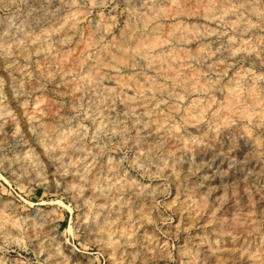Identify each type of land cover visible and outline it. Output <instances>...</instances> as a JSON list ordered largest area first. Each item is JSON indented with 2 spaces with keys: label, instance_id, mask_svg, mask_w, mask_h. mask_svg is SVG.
<instances>
[{
  "label": "rangeland",
  "instance_id": "rangeland-1",
  "mask_svg": "<svg viewBox=\"0 0 264 264\" xmlns=\"http://www.w3.org/2000/svg\"><path fill=\"white\" fill-rule=\"evenodd\" d=\"M0 264H264V0H0Z\"/></svg>",
  "mask_w": 264,
  "mask_h": 264
},
{
  "label": "bare ground",
  "instance_id": "bare-ground-1",
  "mask_svg": "<svg viewBox=\"0 0 264 264\" xmlns=\"http://www.w3.org/2000/svg\"><path fill=\"white\" fill-rule=\"evenodd\" d=\"M144 16V15H143ZM142 17V16H141ZM145 21V20H144ZM137 26V25H136ZM155 27V26H154ZM145 36H146V34H145ZM149 36V35H148ZM151 36V35H150ZM134 37H136V36H134ZM152 37V36H151ZM134 40V39H133ZM159 41V40H158ZM153 42V41H152ZM151 43V42H150ZM129 44V43H128ZM131 45V44H130ZM134 47V46H133ZM136 47V46H135ZM149 47V46H148ZM134 49H136V48H134ZM171 49V48H170ZM137 50V49H136ZM169 50V49H168ZM185 50V49H184ZM134 51V50H133ZM157 51V50H156ZM183 51V50H182ZM138 52H140L139 50H138ZM199 52V51H198ZM162 53V52H161ZM193 53V52H192ZM201 53V52H200ZM119 54V53H118ZM149 54V53H148ZM181 54V53H180ZM191 54V53H190ZM123 55V54H122ZM156 55V54H155ZM193 55V54H192ZM117 56V55H116ZM119 56H121V55H119ZM162 56H163V54H162ZM67 58V57H66ZM128 59V58H127ZM65 60V59H64ZM135 60V59H134ZM147 61V60H146ZM78 62V61H77ZM97 62V61H96ZM99 62V61H98ZM149 62V61H148ZM129 63H131V62H129ZM185 63V62H184ZM97 64V63H96ZM101 64V63H100ZM105 64V63H104ZM177 64V63H176ZM154 65H157V64H154ZM165 65V64H164ZM178 65V64H177ZM174 66V65H173ZM83 67V66H82ZM168 67V66H167ZM166 67V68H167ZM97 69V68H96ZM96 71V70H95ZM94 71V72H95ZM89 72V71H88ZM162 72V71H161ZM91 76V75H90ZM183 76V75H182ZM120 78V77H119ZM121 80V79H120ZM122 81V80H121ZM147 83H148V81H146ZM118 83H120V82H118ZM147 83H146V85H147ZM139 84V83H138ZM144 84V83H143ZM109 86V85H108ZM150 86V85H149ZM162 90V89H161ZM156 91V90H155ZM134 92V91H133ZM174 107V106H173ZM171 109V108H170ZM143 111V110H142ZM197 116V115H196ZM195 116V117H196ZM166 117V116H165ZM182 118H184V116L182 117ZM162 121V120H161ZM187 123V122H186ZM191 125V124H190ZM186 126V125H185ZM190 128V127H189ZM194 128V127H193ZM192 129V128H191ZM192 131V130H191Z\"/></svg>",
  "mask_w": 264,
  "mask_h": 264
}]
</instances>
